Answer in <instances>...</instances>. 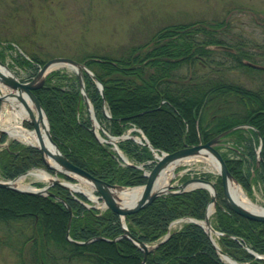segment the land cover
Listing matches in <instances>:
<instances>
[{
	"label": "trees",
	"instance_id": "trees-1",
	"mask_svg": "<svg viewBox=\"0 0 264 264\" xmlns=\"http://www.w3.org/2000/svg\"><path fill=\"white\" fill-rule=\"evenodd\" d=\"M229 29L223 19L177 21L161 26L146 41L128 45L120 54L87 53L75 58L102 83L101 93L95 79L83 71L85 91L99 124L113 135L135 124L152 146L171 152L206 141L233 125L248 123L262 138L260 155L264 159V87L249 88L223 75L225 69L235 67L259 70L249 65L255 60L247 46L264 51V42L248 43L241 36L229 42L225 37ZM215 47H220L232 62L218 61ZM9 49L13 46L6 42L0 49V59ZM19 55L15 56L19 64L32 70L45 61L32 53L28 58ZM34 92L45 110L52 139L72 163L110 183L133 186L146 181L136 164L148 167L151 150L131 138L120 139L119 149L132 162L120 164L111 144L100 142L91 128L74 71L51 70ZM104 104L109 117L103 113ZM25 125L30 127L29 123ZM242 131L236 129L227 135L235 134L239 142L242 140L246 156L253 163L252 139L243 137ZM5 139L2 133L0 141ZM40 155L38 148L12 140L8 149L0 150V173L13 178L32 166H43ZM224 158L233 177L247 193L251 192V171H244L243 159ZM260 168L264 176V167ZM215 186L217 202L210 222L221 232L216 238L219 247L237 261L264 262L246 249L264 254V221L230 210L222 198L218 175ZM51 191L71 207V238L84 242L67 238L68 210L55 196L0 187V245L13 250L17 264H141L143 251L128 237H118L122 228L116 212L88 208L59 185H53ZM77 196L86 200L80 193ZM209 200L210 193L203 187L161 194L146 207L128 214L125 223L138 240L152 243L165 235L169 223L178 217L203 219ZM145 264L226 263L204 228L185 221L147 253Z\"/></svg>",
	"mask_w": 264,
	"mask_h": 264
},
{
	"label": "rangeland",
	"instance_id": "rangeland-1",
	"mask_svg": "<svg viewBox=\"0 0 264 264\" xmlns=\"http://www.w3.org/2000/svg\"><path fill=\"white\" fill-rule=\"evenodd\" d=\"M201 18L227 21L230 29L225 37L229 42H235L238 36L248 43L264 42V0H0V40L4 44L12 42L17 45L16 49L5 51L2 61L20 79L27 80L31 68L17 61L15 56H20V51L27 56L35 54L43 60L53 56L78 58L87 53L114 56L130 44L148 40L165 24ZM247 47L254 52V64L262 68L245 70L235 67L226 71L224 67L223 75L249 88L264 87V51L253 45ZM215 48L217 51L214 55L218 61L226 64L232 62L229 56L219 51L220 47ZM11 55L12 59L15 58V64L10 59ZM61 68L73 71L66 64H57L47 72ZM182 70L186 71L185 68ZM231 138L234 136L223 138V143L229 145L227 148L235 144L230 142ZM253 138L255 143L259 141L254 134ZM9 140L13 139L7 136L5 141L0 142V150ZM15 140L21 145L31 146L19 139ZM39 168L42 167L29 170L36 171ZM207 175L215 182L218 171L207 158L192 156L175 166L169 186L170 189H177L187 178ZM58 178L65 179L60 175ZM24 182L35 188L48 183L30 173ZM73 182L90 187L88 182L79 178ZM239 186L248 198L264 207V180H255L251 193ZM98 201V204L86 202L103 210L101 200ZM184 220L173 222L170 228H177ZM216 237L217 234L213 232L215 241ZM0 264H17L15 253L7 245H0Z\"/></svg>",
	"mask_w": 264,
	"mask_h": 264
},
{
	"label": "water",
	"instance_id": "water-1",
	"mask_svg": "<svg viewBox=\"0 0 264 264\" xmlns=\"http://www.w3.org/2000/svg\"><path fill=\"white\" fill-rule=\"evenodd\" d=\"M57 64H62V65L66 64L67 66L71 67L76 72V74L78 76V80H79V86H80L81 94L83 96L85 103L89 106V98L87 97V93H86L85 88H84L83 73L82 72L85 70L93 78H95V76L85 66L84 63L79 62V61H77L71 57H67V56L51 57L48 60H46L40 66V68L37 70L35 75L30 80L21 81L15 75V73H13L10 70V68L4 62H2L0 60V65L4 66L5 69L7 70V72H2L0 70V82L3 85L7 86L9 89L17 91V92H9V93L0 95V101L7 99L6 97H15L21 101H24L25 97H26L31 102L34 110L39 114V117L40 118H43V116L45 117L46 122H47V136H48L49 142L51 144V147L45 146L41 142L40 139H39V144L37 146L36 145H34V146H36L39 149L44 164L48 168L54 170V177L47 184H45L39 188H35V189L34 188H31V189L18 188L11 183L16 178H13L12 180H9V181L0 180V186L7 187L10 189L19 190V191L26 192V193L52 194L48 188L53 184H57L59 186H62L64 188H67L70 190L69 186L67 184H65L63 182V180L58 178L59 173L63 174V175H67V176H72L74 178H79L85 182H88L91 185L92 190H94L98 193L97 197L102 200L103 205L105 207L110 208L111 210L115 211L120 216V218L123 219L127 214L136 212L139 209L145 207L156 196H158L162 193L172 192L169 185H167L164 189H160V190L155 189V183H156L157 175L166 165H168L169 163H171L173 161L180 160L182 158L204 154V155H211L217 163V170H218V173L220 175L221 184H222L223 199H224V202L226 203V205L230 209H232L233 211H235V212H237V213H239V214H241V215H243L249 219L264 221V211L263 212L252 211V210L246 208L238 200L233 198V196L230 192V189H229V182L230 181H234L236 183H238V182L233 178L232 174L228 170V167L226 165L224 158L222 157L221 152L216 147L218 144L221 143L222 137L225 134H227L228 132H230V131L238 128V127L244 126L241 124L229 127L227 129L217 133L216 135H214L213 137H211L209 140H207L205 142H199V143L192 144V145H186V146L178 148L172 152L161 153L160 156L156 155L155 157H157V158L154 161V164L149 169V171L147 173H145L146 182L143 185H141L142 190H141L138 198L132 203L125 204V203L120 202L115 197V195L112 193V189L117 188V187H123V186L116 184V183H109L105 180H102L98 177H95L90 172H88L87 170L75 165L65 156V154L62 153V151L59 149L58 145L52 139L51 132L49 129V123H48V119H47L45 110L42 107L41 103L39 102L36 94L34 93V89L39 88L43 85L47 71ZM252 65H254V64H252ZM96 82L100 88V91L102 92L101 82L98 80ZM28 114H29V118L26 120L29 123H31V125L33 126L34 130L36 131V133L39 137L38 124L35 121L31 110H28ZM106 115L109 116L108 114H106ZM90 116H91V119L93 121L92 129L95 132V126H94L95 117H94L92 108H90ZM2 132L7 133L5 130L0 128V133H2ZM108 137L115 138L116 136H108ZM121 137H127V135H122ZM110 142L115 145V148L118 147L115 140L110 141ZM260 146H261V143H260ZM260 163H262V165H264L263 158H260L256 161V165H259ZM26 172H28V171H26ZM191 183H201L200 185H197L194 187H204V188L208 189L210 192V202L209 203L212 202L213 204H215L216 194H217L216 187L212 181H210L204 177H190V178L184 180L180 184V187L177 191H184V190L188 189L187 186L190 185ZM74 191L81 192V193L85 194L83 191H81L79 189L74 190ZM67 208H68L69 213L71 215L70 206L67 205ZM190 220H193V221L201 224L200 223L201 220L194 219V218H190ZM204 220H205L206 224L210 225L208 215H207V211H206ZM68 224H69V222H68ZM122 227H123V234L121 236H126V237L130 238L139 248H141L144 251V258H143V262H142V263H144L146 253L149 250H152L155 247V245L149 246L147 243L138 240L136 237H134L130 233V231L127 229L124 222H122ZM216 248H217L219 253L225 254L228 257H230L228 254L224 253L218 246H216ZM260 257H262V256H260ZM230 258L233 259L232 257H230Z\"/></svg>",
	"mask_w": 264,
	"mask_h": 264
},
{
	"label": "bare ground",
	"instance_id": "bare-ground-1",
	"mask_svg": "<svg viewBox=\"0 0 264 264\" xmlns=\"http://www.w3.org/2000/svg\"><path fill=\"white\" fill-rule=\"evenodd\" d=\"M0 70L2 72H7V70L5 69V67L2 66V65H0ZM84 88H85V86H84ZM9 92H17V91L9 89L7 86L3 85L0 82V95L6 94V93H9ZM6 98L7 99L2 100V107H0V128H2L3 130H5L7 132V136H9L11 138L19 139V140H21V141H23L25 143H28V144H31V145L33 144V145H36V146L39 144V139H40L41 142L45 146L51 147V144H50L49 139H48V136H47V122H46L45 117L44 116H43V118H40L39 117V114L34 110L31 102L26 97H25V100L24 101H21L18 98H15V97H6ZM83 102H84V99H83ZM28 110H31V112L33 114V117H34L35 121L38 124V134H39V137H38L36 131L34 130L33 126L32 127H28V126H26L24 124V120H26V119L29 118ZM102 110H103V113L105 115L108 114V111L109 110H108V108L106 107L105 104L102 106ZM94 126H95V131L97 133V138L101 142L114 141V140L116 141V139H117L116 137L115 138L107 137L106 139H104L105 137L102 134H100V132L98 130H106V129L103 126H100V128H99V124H98L97 121L94 122ZM258 134H256L255 136H257ZM122 135H127L128 137H130L133 140H138V139L148 140L147 137L145 136V134L143 133V131L141 130V128L138 127V126H136L135 124H130L128 126V128L122 133ZM253 141H254V138L251 140L250 144H252ZM0 142H2V141H0ZM199 142H205V141H199ZM199 142H197V143H199ZM9 143L6 144V148L7 149H8ZM259 143H262V138H261L260 134H259ZM193 144H196V143H193ZM186 145H192V144H186ZM186 145H184V146H186ZM221 145H222V143L218 144L216 147L218 148ZM147 146L151 150V153H152V156H153L152 158H154L156 155L157 156H160L161 153L168 152V151H165V150H162V149L155 148L151 144H147ZM253 146H255V143L253 144ZM257 151L259 152V154L255 152V161H257L258 159L262 158L261 155H260L261 152H260V150L258 148H257ZM199 156H203V157L207 158L208 161L217 169V163H216V161L214 160V158L211 155L200 154ZM156 158L153 159V160L155 161ZM187 158H190V157L182 158L180 160L173 161V162L169 163L168 165H166L159 172V174L157 175V179H156V183H155V189H157V190L164 189L169 184L170 178L174 174V168H175V166L177 164H179L182 160H185ZM41 159H42V157H41ZM247 161H248V163H246V165H245L246 167L249 166V162H250V160H249L248 157H247ZM250 164H252V162H250ZM262 166L264 167V165H262ZM260 172H261V170H260ZM29 173L35 175L39 179L47 180V181H50L53 178V176H54V175L52 176L51 174H49L48 172H46L44 169L39 168L36 171L35 170L34 171H29L26 174L21 173L11 183L14 186L18 187V188L31 189L32 187L30 186V184H27V183L24 182V179H25L26 175L29 174ZM143 175H145L144 172H143ZM2 177L0 178V180L6 179V177H4V178H2ZM63 177L65 178V180H63V182L69 186L70 190H73L74 191V190L79 189V190L83 191L87 196H89L91 198V201L92 202H94L96 204L100 203L98 201V200H100V198H96L94 196V194L92 192V187L91 186L90 187H88V186L86 187L85 185H82L81 183L79 184V183H74L73 181H70L71 178L72 179L74 178L72 176L63 175ZM200 184L201 183H191L189 185V187H194V186H197V185H200ZM52 186L53 185H51L48 188L51 193H52V191H51V187ZM0 187H2V186H0ZM3 188H7V187H3ZM229 189H230V192H231L233 198H235L236 200H238L246 208H248V209H250L252 211H255V212H263L264 211V207H261V206L257 205L250 198H248L246 196L245 192L240 188V186L236 182L230 181L229 182ZM12 190L17 191V192H22V191L15 190V189H12ZM141 190H142V186L117 187V188H113L112 189V193L115 195V197L120 202L127 204V203L134 202L138 198ZM176 192H180V191L173 190L172 192H168V193H176ZM22 193H26V192H22ZM32 194H34V193H32ZM39 195H47V194H39ZM51 195L55 196L57 198V200L62 201L64 203V205L66 206V208H67V205L68 204L65 202V199L63 197L59 196L58 194L56 195L54 193H52ZM86 207H88V208H97V206L95 204H93V203H89L88 205H86ZM67 210H68V208H67ZM70 210H71V207H70ZM212 210H213V203L211 202L208 205V207H207V215H208L209 222H210V216L209 215H211ZM230 210H232V209H230ZM70 212H71V215H70L69 210H68V221H67V226H66V236H67V238L69 240H71L73 242L83 243L84 242L83 240L73 239V238H71V236L69 234L70 220H71V217H72V214H73L72 210ZM237 214H239V213H237ZM239 215H241V214H239ZM241 216H243V215H241ZM125 217L123 219L120 218V225H121L122 231H121V233H120V235L118 237H125V236H121L123 234L122 222H125ZM252 220H254V219H252ZM256 221H258V220H256ZM68 222H69V224H68ZM173 222H175V221H173ZM200 223L204 226L205 230H208L209 234L213 238V232L214 231L211 228L212 227L211 222H210V225H208V224H206L205 220L202 219L200 221ZM169 232H166L165 235H163L157 241L152 242V246L155 245V247H156L160 242H162L169 235ZM98 238H102V237L99 236ZM213 240H214V238H213ZM154 248L152 250H154ZM246 249L249 252H254V253L258 254L259 256H264V254L258 253L256 251L250 249L249 247H246ZM152 250H149L148 252H150ZM143 253H144V251H143ZM147 253H146V255H147ZM224 253H226V252H224ZM146 255H145L144 263H142L143 262V259H142L141 264H145ZM220 255L225 260V263L226 264H241L240 261H237L236 259H231L230 257H228L225 254H220ZM143 258H144V255H143ZM241 262L242 263H245V264H250V263L245 262V261H241Z\"/></svg>",
	"mask_w": 264,
	"mask_h": 264
}]
</instances>
